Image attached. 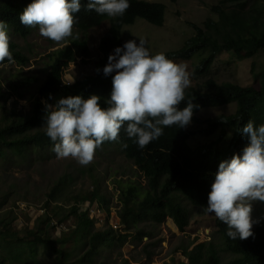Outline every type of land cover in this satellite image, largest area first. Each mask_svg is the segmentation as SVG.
<instances>
[{"label":"trees","instance_id":"16d2710c","mask_svg":"<svg viewBox=\"0 0 264 264\" xmlns=\"http://www.w3.org/2000/svg\"><path fill=\"white\" fill-rule=\"evenodd\" d=\"M252 1L221 0L222 6L212 8L218 16V21L207 19L204 23L205 29H213L214 34L191 25L194 35L186 40L180 49L164 54L170 60H189L197 53L208 51L200 60V66L196 68L194 72L196 75L206 74L215 57L221 52H232L239 59L253 57L258 51L264 50V28H259L254 20L251 21L252 17L244 14ZM32 2L33 0H0V20L8 23L9 37L11 34L22 38L30 35L32 28L22 25L19 16ZM129 2L131 7L122 17L111 18L107 15L101 16L95 10L88 11V0H81V10L75 14L79 21L75 26L77 30L86 32L103 22L109 24L99 42L101 58L94 75L86 76L73 84L63 85L61 80L64 69L69 63L74 62L75 58L85 60L90 56L86 40L71 39L68 45L52 51L49 55L51 60L49 71L37 89V96L32 100L28 114L13 116L9 124L0 127V156L3 154L1 146L9 147L14 154L22 156L30 145L37 147L53 145L46 135V129H43L46 127L47 114L44 102L55 105L60 98L68 96L80 95L87 99L91 95H98L101 97L100 106L108 107L106 101L110 99L112 80L116 73L105 76L103 69L108 64L110 52L123 46L120 37L122 27L132 24L136 18H141L154 26H162L164 22V5L138 0ZM256 10L255 8L252 12ZM238 30H242L245 35L240 36ZM10 50L13 62L5 60L0 65L15 63L21 67L28 66L29 58L11 39ZM97 69L100 71L97 72ZM2 95L0 85V96ZM49 96L53 100L49 99ZM189 99L199 106L194 109V115L203 108L236 103V110L232 114L221 115L208 123V132L213 133L220 128L221 134L216 140L220 139L219 144L223 143V146L225 142L221 141L225 136L224 132L226 129L230 130L232 138L227 147L220 149L214 146L216 141L214 140L209 144L191 148L187 144L191 136L187 127L179 128L174 125L164 128L161 137L140 149L121 129L118 141L105 142L102 147L118 149L120 154L132 162L146 184L144 192L141 193L136 183L115 181L120 193L119 218L124 232H118L116 228L110 226L104 229L95 228L89 212L79 209V201L89 204L97 201L99 205L104 201L95 189L88 195L80 197L75 201L77 203L74 202L67 209L55 205L57 210L59 208L66 212L58 219V223L66 222L70 218L73 221V224L67 230H62L58 237H52L49 230L43 228L52 220L48 214L43 213L44 215L37 218L33 228L24 231L22 236L12 231L8 223L0 221V239L7 242L5 249L11 254V256L0 254V264H16L24 253L36 256L38 247L52 253L54 264H103L104 255L122 248L131 237L130 232L136 243H140L143 237H148V234L137 227L138 223L146 219L162 222L169 218L177 229L183 232L189 218L185 202L196 208H206L208 194L219 164L230 160L234 154L242 155L243 148L248 144L247 136L242 134L243 126L249 120L257 127L264 125V67L260 72L258 88L228 82L217 84L208 79L203 89L193 87L186 89L185 101L179 107L183 109ZM124 144H127L126 148L123 147ZM61 185L62 181L51 189L48 194L49 200L55 199V191ZM48 205L46 202L45 208ZM8 213L13 220L12 212ZM214 224L223 250L232 255L226 264H264V213L253 226V236L247 240L231 239L227 235V226L217 217ZM69 240L74 243L81 240L83 246L82 253L72 261L66 259L61 246ZM11 247H14L15 255L12 254ZM188 247L182 250L185 262L171 261L169 264H222L219 243L214 239L210 238L207 242L195 245L189 252ZM151 256L152 253H148L149 259ZM16 259L18 260L15 262ZM120 264L129 263L122 259Z\"/></svg>","mask_w":264,"mask_h":264},{"label":"rangeland","instance_id":"374dc122","mask_svg":"<svg viewBox=\"0 0 264 264\" xmlns=\"http://www.w3.org/2000/svg\"><path fill=\"white\" fill-rule=\"evenodd\" d=\"M138 1L164 5V22L162 26H154L141 18H136L132 24L122 27L120 37L123 45L130 40L136 41L137 44L139 40H145V46L152 55L180 49L184 42L194 35L191 25L214 34L213 29H205L204 23L207 19L218 21V16L212 8L222 6L221 0ZM255 8L257 10L252 12ZM245 10L247 11L244 14L252 17L251 21L254 20L259 28H264V0H253ZM108 25V22H103L86 32L74 28V36L78 35V39L87 41L90 56L85 60L77 57L74 62L69 63L62 73V84L63 82L73 84L86 76L94 75L101 58L99 42ZM237 33L242 37L245 35L242 30H238ZM10 39L29 58V64L25 67L15 63L0 65V85L3 94L0 96V127L9 124L13 116L28 114L31 102L37 96V89L49 71L50 53L68 45L69 40L77 38H69L66 42L57 44L42 37L37 27L32 28L26 38L11 34ZM207 53L208 51L197 53L189 60L172 59L176 63L183 62L187 65L191 80L190 87L203 89L205 81L212 79L217 84L228 82L243 87L258 88L260 72L264 67V50L247 59H239L232 52H221L215 57L206 74H194L196 68L200 66V60ZM114 54V51H111L109 56ZM235 110L236 103L233 102L203 108L197 112L191 124L187 126V130L191 133L187 144L195 148L216 140L221 130L218 128L213 133L208 132L209 121L221 115H230ZM224 134L221 141L225 142L224 146L223 143L219 144L220 139L215 141L214 146L220 149L227 147L232 138L231 132L226 129ZM52 148L53 145L43 147L30 145L22 156H18L9 147L1 146L3 154L0 156V221L8 223L12 231L22 236L24 231L33 228L37 218L48 214L52 220L43 228L49 230L52 237H58L62 230H67L73 224L71 218L66 222H57L66 213L63 209L69 208L80 197L97 189L104 201L100 205L97 201L92 205L79 201V209L85 211L90 208L95 212V214L90 213L89 210L95 228L104 229L110 226L123 233L124 228L120 225L119 218L120 193L115 181L136 183L141 193L146 188L143 177L136 171L132 162L120 154L115 147H102L95 151L94 159L90 164L82 166L71 157L58 158ZM61 181L62 185L55 191V199L49 200V192ZM46 202L49 205L45 208ZM185 203L189 218L183 232L179 231L169 218L162 222L143 220L137 227L148 234V237H143L140 243H136L130 232L131 237L122 248L112 254L104 255L103 264H120L122 259L127 260L129 264L185 262L182 251L185 247L189 246L187 248L189 252L195 245L207 242L210 238L219 243L221 262L226 264L232 255L223 250V244L216 234L214 224L216 216L205 212L204 209L193 207L190 203ZM55 205L64 208L57 210ZM41 210L44 214L40 212ZM8 212H12L13 220ZM262 213H264V202H253V221H258ZM6 243L0 239V254L11 256L5 249ZM61 246L68 261L75 260L83 251L81 240L76 243L69 240ZM38 248L36 256L24 253L21 258L19 257L20 262H16L19 258L15 260L16 264H54L52 253L41 247ZM11 249L12 254L15 255L14 247ZM148 253H152L151 259L148 258Z\"/></svg>","mask_w":264,"mask_h":264},{"label":"clouds","instance_id":"9594fccd","mask_svg":"<svg viewBox=\"0 0 264 264\" xmlns=\"http://www.w3.org/2000/svg\"><path fill=\"white\" fill-rule=\"evenodd\" d=\"M130 7L129 0L87 3L88 11L111 18L122 17ZM80 10L81 0H33L19 20L25 27H38L42 37L59 44L79 38L74 36V28L79 22L75 14ZM145 45V40H139V44L130 40L108 57L103 72L105 76L116 73L106 101L108 107L100 106L98 95L87 99L68 96L55 105L44 102L46 135L58 158L71 157L87 166L105 142L119 140L121 129L144 149L164 134V128L191 124L194 109L199 106L189 99L183 109L179 107L191 85L187 65L168 59L164 53L152 55ZM5 60L13 62V55L8 23L0 20V63ZM242 134L248 144L242 155L234 154L219 164L204 211L227 226L231 239L247 240L258 223L252 219L253 202H264V125L257 127L249 120Z\"/></svg>","mask_w":264,"mask_h":264},{"label":"built area","instance_id":"2783aa9c","mask_svg":"<svg viewBox=\"0 0 264 264\" xmlns=\"http://www.w3.org/2000/svg\"><path fill=\"white\" fill-rule=\"evenodd\" d=\"M63 83H64V82H63ZM90 205H92V204H90ZM86 210L89 212L90 208H87ZM40 212H42V213H43V211H42V210H41ZM90 213H94V214H95V212H94L93 210H90ZM90 213H89V216H90V218L92 219V217H91Z\"/></svg>","mask_w":264,"mask_h":264}]
</instances>
